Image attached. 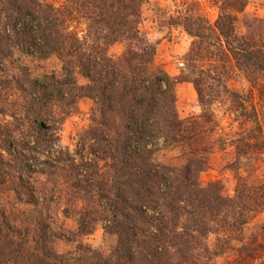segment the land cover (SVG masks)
I'll list each match as a JSON object with an SVG mask.
<instances>
[{
  "label": "trees",
  "instance_id": "obj_1",
  "mask_svg": "<svg viewBox=\"0 0 264 264\" xmlns=\"http://www.w3.org/2000/svg\"><path fill=\"white\" fill-rule=\"evenodd\" d=\"M148 2L0 0V264L253 257L244 237L254 214H264V186L238 175L226 196L220 182L200 181L216 150L232 147L231 166L250 173L264 155L261 110L246 106L264 102V49L238 27L248 1L216 0L214 23L187 14L175 21L194 38L178 78L156 63V45L140 33ZM117 43L125 51L114 58ZM53 57L62 71L37 73ZM204 63L213 69L197 65ZM233 65L251 83L246 96L227 85ZM78 75L88 83L79 85ZM183 82L202 107L187 119L177 111ZM83 98L93 101L90 124L71 151L59 131ZM223 101L247 118L233 139L213 113ZM162 152L177 154L178 164L161 162ZM55 208L73 225H56ZM98 225L113 240L102 248L85 241Z\"/></svg>",
  "mask_w": 264,
  "mask_h": 264
},
{
  "label": "rangeland",
  "instance_id": "obj_2",
  "mask_svg": "<svg viewBox=\"0 0 264 264\" xmlns=\"http://www.w3.org/2000/svg\"><path fill=\"white\" fill-rule=\"evenodd\" d=\"M43 2L52 3L56 6L61 4V0H41ZM248 4L244 14L241 16V22L238 24L239 31L247 37L254 39V42L262 46L264 49V0H247ZM187 15L201 16L204 20L214 23L219 15V9L216 7V0H149L143 6V19L139 25L140 33L146 37L151 43L156 45V63L160 65L173 78L181 75V69L184 63L185 55L190 51L194 38H192L179 23V17ZM125 51V45L117 43L110 48V55L114 58L119 57ZM199 68L213 69L212 66L197 64ZM37 73L45 72L60 73L62 64L57 58H51L41 63L36 68ZM229 80L228 87L232 91H236L241 95H248L251 90V83L234 65L228 70ZM88 80L78 75V84L86 85ZM177 96V111L180 118L187 119L201 113L202 107L199 103L197 92L191 83H178L175 87ZM256 105L261 110L259 120L264 122V102L257 97L246 103L251 107ZM93 107V101L88 98L81 99L77 104V111L67 117L59 131L60 144L63 147L75 150L76 137L83 130L87 129L90 124V113ZM241 109H231V103L223 101V103H215L213 113L223 127L222 134L229 139L236 137V133L241 130L239 123L245 121L246 116L241 115ZM258 140L264 146V134L259 135ZM177 154L162 152L158 159L161 162L169 164H178ZM234 158V149L226 147V150H216L212 154L209 167L200 175L201 184L207 185L211 182H220L223 186V193L226 196H233L237 185L238 175L250 178L252 183H259L264 186V155L256 166H252L251 173L234 170L231 163ZM249 181V182H250ZM1 198L7 200L8 196L2 195ZM55 224L66 223L71 226L73 223L65 217L58 218V212L55 208ZM52 212V213H53ZM61 215V214H60ZM58 219V220H57ZM264 223V214L255 213L252 221L249 223L244 242L253 251V257L248 258L247 262L241 264H264V248L258 245L264 244V228H260ZM85 241L94 248H102L110 245L112 239L104 235L101 225H98L93 234L87 236ZM254 243V244H253ZM240 246V243H234ZM256 248V249H255ZM235 258L234 255L224 256L218 259V264H226Z\"/></svg>",
  "mask_w": 264,
  "mask_h": 264
}]
</instances>
